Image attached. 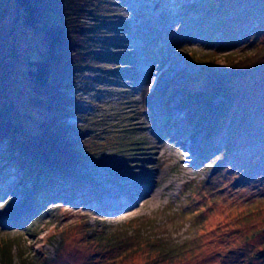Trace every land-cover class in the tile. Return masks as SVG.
Listing matches in <instances>:
<instances>
[{
	"label": "rangeland",
	"instance_id": "374dc122",
	"mask_svg": "<svg viewBox=\"0 0 264 264\" xmlns=\"http://www.w3.org/2000/svg\"><path fill=\"white\" fill-rule=\"evenodd\" d=\"M199 1L90 0L95 18L103 13L112 23L104 31L101 24L91 28L93 44L101 39L99 51L124 54L129 62L113 66L99 53L82 59L68 122L80 131L79 146L71 148L80 164L71 169L69 188L62 185L68 193L50 186L45 196L51 202L38 205L20 173L8 188L0 183V264H264V116L226 142L231 120L223 132L209 133L203 92L212 75L232 66L227 57L238 64L256 55L264 29L257 21L252 33L222 47L215 39L223 43L233 28L240 34L250 24L242 16L250 0L242 6V0ZM6 4L0 104L13 108L23 135L35 136L39 123L54 115L30 103L27 81L29 59L45 43L24 25L16 0ZM114 68L122 69L118 76L109 75ZM242 77L231 84L237 96L211 99L235 123L249 109H264V74ZM194 92L204 94L195 98ZM206 138L215 152L204 154ZM149 162L154 167L147 171L158 169L160 176L153 197L144 199L141 188L149 181L125 184L137 182L145 174L140 166ZM119 203L124 208L113 211ZM141 229L145 239L175 250L168 256L148 242H133ZM117 232L111 242L99 239Z\"/></svg>",
	"mask_w": 264,
	"mask_h": 264
},
{
	"label": "trees",
	"instance_id": "16d2710c",
	"mask_svg": "<svg viewBox=\"0 0 264 264\" xmlns=\"http://www.w3.org/2000/svg\"><path fill=\"white\" fill-rule=\"evenodd\" d=\"M202 1L200 0L199 3ZM240 2L239 6L247 3L245 0ZM248 2L250 7L246 8L248 11L242 16L250 19V24L242 25L243 32L240 34L236 30L233 31V28L223 43V39H215L220 42L222 47H231L237 44L239 36L251 32L257 21L260 22L259 26L264 29V0H250ZM16 3L24 25L41 35L42 42L45 43L44 51H41L35 59H29L27 81L30 82L34 92L30 97V103L43 110L51 111L54 115L49 120H43L39 123V133L35 136L27 133V135H23L18 125L21 119L15 116L13 108L0 104V183L7 186L10 180L20 173L28 181L27 184H32V190L36 193L33 202L42 205L52 200L51 195L45 196L46 188L56 185L57 187H53L56 188L58 194L67 192V190L62 189V185L69 188V183L73 181L69 175L72 174L71 169L78 168L80 164L78 160L80 157L75 156L71 150L73 146H79L78 139H75L77 138L75 133L80 131L71 127L68 122L76 103L72 94L77 84L76 77L85 68L82 61L83 57L90 53L103 54L105 60H113V66L127 63L129 59L124 58V54L99 51L96 44L101 39H96L93 44L95 37L91 28L101 24V30L104 31V29H110L108 26L112 23L105 20L110 17L103 13L101 18H95L97 11L91 7L90 0H16ZM6 5V0H0V15H3ZM194 7L193 5L190 9ZM87 20H90L89 23ZM255 53L254 57L248 55L245 61L238 64L234 63L237 58L227 57L232 66L227 68L224 73L212 75V79L208 81V87L203 90L208 94L205 107L208 110L206 114L210 119L207 129L209 131L212 129L209 133L223 132L227 127L228 120H231V133L226 142L239 133L241 126V129L249 131L256 124L258 125L259 119L264 116V109L258 108L259 112H252L249 109V112L239 122L235 123L230 118L231 115H227L221 109L216 111L211 105V99L215 95H223L230 99L237 96L236 89L231 84L243 78L242 76L251 77L255 74H264V46L255 49ZM121 71L122 69L114 68L109 72V75L118 76ZM194 94L196 98L204 93L196 94L194 92ZM195 98L192 97L191 99L194 100ZM257 105L256 108L259 107V104ZM204 112L199 110L198 113L203 115ZM72 140H74V144ZM205 141L208 149L205 150L204 154L211 151L215 152L216 149H212L211 146L212 140L206 138ZM84 155L82 153L81 156L84 157ZM74 187L76 188V186ZM23 188H29V186ZM1 192L0 197H3ZM139 231H141L139 234H134L131 237L133 242H148L151 249L166 253L168 256L175 250L174 245L170 246L165 241L145 239L142 235L144 229ZM117 236L118 232L110 237L101 236L99 239H108L111 242ZM45 263L46 261H42L41 264Z\"/></svg>",
	"mask_w": 264,
	"mask_h": 264
},
{
	"label": "bare ground",
	"instance_id": "6f19581e",
	"mask_svg": "<svg viewBox=\"0 0 264 264\" xmlns=\"http://www.w3.org/2000/svg\"><path fill=\"white\" fill-rule=\"evenodd\" d=\"M174 82V81H173ZM169 89V88H168ZM167 89V90H168ZM176 116L178 115V113H176L175 114ZM185 147V146H184ZM186 147H188L187 149H189L190 150V152H191V148L189 147V146H186ZM192 154H193V152H192ZM194 157V156H193ZM148 160V159H147ZM141 168H142V170L145 172V174H141V175H138V177H137V182H135V181H130V179H128L127 180V183L125 184V185H127L128 187H135L136 185V183H138V182H142V183H144L145 184V182H143V181H149L150 183H151V186L150 187H148L147 188V190H144L145 188H141L142 189V192H143V196H144V199H146V198H148L149 197V199L150 198H152L153 197V195H154V191H153V187H155V186H158V181H157V179H158V177L160 176V173H159V171H158V169H154L153 171H147V169H151V168H153L154 167V163H151V162H149V163H146V164H143V166H140ZM148 167V168H147ZM137 174H139V173H137ZM143 185V184H142ZM145 187V186H144ZM163 192V191H162ZM162 192H160V195H161V193ZM114 200H116V201H118V198L117 197H115L114 198ZM104 204H102L101 205V207H103V208H105V206H114L113 205V203L109 200V201H107V205H104ZM136 205H139V204H136ZM124 208V205H123V203H119V204H116V207H114L113 208V211H116L117 210V212H119L120 210H122Z\"/></svg>",
	"mask_w": 264,
	"mask_h": 264
}]
</instances>
